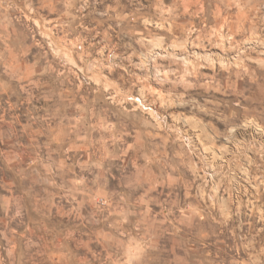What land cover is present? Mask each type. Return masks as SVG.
Segmentation results:
<instances>
[{"label": "rangeland", "instance_id": "374dc122", "mask_svg": "<svg viewBox=\"0 0 264 264\" xmlns=\"http://www.w3.org/2000/svg\"><path fill=\"white\" fill-rule=\"evenodd\" d=\"M172 197L264 264V0H0V264H164Z\"/></svg>", "mask_w": 264, "mask_h": 264}, {"label": "crops", "instance_id": "0c3cea01", "mask_svg": "<svg viewBox=\"0 0 264 264\" xmlns=\"http://www.w3.org/2000/svg\"><path fill=\"white\" fill-rule=\"evenodd\" d=\"M175 204V199L172 197L169 203L164 204L162 208L164 214L161 218H158L156 214L150 217L149 213L148 217H146L147 219H136L134 223H136V226L144 223L149 225V220L151 219L154 225L162 227L160 231L154 230L150 234L149 240L152 243H161L158 247L155 244V248L163 253L164 264H189L187 249L190 250L192 257L197 258L198 264H215L218 260L213 255L218 254V249L212 245L208 234L196 232L197 234L194 235L187 228L188 223L190 225L203 224V219L194 217V220L197 218L196 223L195 221H189L188 211L180 208L177 211ZM194 241H198L200 244H195Z\"/></svg>", "mask_w": 264, "mask_h": 264}]
</instances>
